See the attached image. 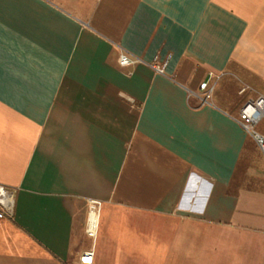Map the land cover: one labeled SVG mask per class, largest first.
I'll use <instances>...</instances> for the list:
<instances>
[{
	"label": "crops",
	"instance_id": "1",
	"mask_svg": "<svg viewBox=\"0 0 264 264\" xmlns=\"http://www.w3.org/2000/svg\"><path fill=\"white\" fill-rule=\"evenodd\" d=\"M257 95L264 0H0V264H264Z\"/></svg>",
	"mask_w": 264,
	"mask_h": 264
},
{
	"label": "built area",
	"instance_id": "2",
	"mask_svg": "<svg viewBox=\"0 0 264 264\" xmlns=\"http://www.w3.org/2000/svg\"><path fill=\"white\" fill-rule=\"evenodd\" d=\"M139 59L133 57L125 50H121L117 57V63L121 67L135 64ZM157 57L153 58L151 66L159 73L163 72L164 62L157 63ZM219 75L208 73L207 77L200 81L197 91H191L190 95L198 98L199 104L209 103L216 80ZM264 117V96L257 95L246 100L239 108L236 121L251 136L259 151L264 156V135L255 130V125ZM14 189L0 184V218L11 217L14 204ZM100 207V201L87 199L86 201V226L85 232L89 237H94L96 230V220ZM91 260V254L86 253L80 257L81 264H87Z\"/></svg>",
	"mask_w": 264,
	"mask_h": 264
},
{
	"label": "rangeland",
	"instance_id": "3",
	"mask_svg": "<svg viewBox=\"0 0 264 264\" xmlns=\"http://www.w3.org/2000/svg\"><path fill=\"white\" fill-rule=\"evenodd\" d=\"M255 130H258V131H264V117H262L259 122L257 123V125H255ZM245 149H256L254 147V143L251 141V142H247V144L245 145ZM257 163H261V165L264 166V159L261 155H259V159L257 160Z\"/></svg>",
	"mask_w": 264,
	"mask_h": 264
}]
</instances>
